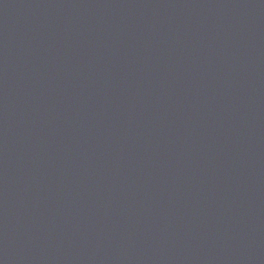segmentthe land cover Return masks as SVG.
Listing matches in <instances>:
<instances>
[{
	"label": "water",
	"instance_id": "obj_1",
	"mask_svg": "<svg viewBox=\"0 0 264 264\" xmlns=\"http://www.w3.org/2000/svg\"><path fill=\"white\" fill-rule=\"evenodd\" d=\"M0 264H264V0H0Z\"/></svg>",
	"mask_w": 264,
	"mask_h": 264
}]
</instances>
